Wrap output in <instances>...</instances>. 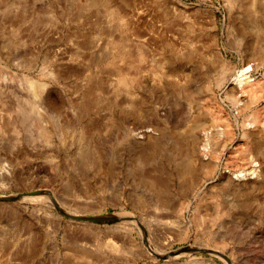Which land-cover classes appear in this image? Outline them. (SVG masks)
<instances>
[{"label":"rangeland","instance_id":"rangeland-1","mask_svg":"<svg viewBox=\"0 0 264 264\" xmlns=\"http://www.w3.org/2000/svg\"><path fill=\"white\" fill-rule=\"evenodd\" d=\"M0 264H264V0H0Z\"/></svg>","mask_w":264,"mask_h":264},{"label":"bare ground","instance_id":"bare-ground-1","mask_svg":"<svg viewBox=\"0 0 264 264\" xmlns=\"http://www.w3.org/2000/svg\"><path fill=\"white\" fill-rule=\"evenodd\" d=\"M260 64H262V63H257L254 67H252V66H249L244 72L245 73H249L250 72V74H249V76H247V77H245V78H241L239 81H240V83H239V85H238V87H243L244 86V81H247V83L248 84H252L253 85V81L250 79V78H248V77H251L252 76V70L253 69H257L258 68V66H260ZM30 87L32 88V91H33V94H34V97H39L40 95H41V93H42V91L44 90V85L42 84V83H35V82H31L30 83ZM237 101H241L242 100V98H241V96H239L237 99H236ZM34 105V104H33ZM6 168V167H5ZM5 170V169H4ZM251 175V174H250ZM244 177V176H243ZM251 178V177H250ZM250 181H251V179H250ZM251 182H253V181H251ZM255 182V181H254ZM131 215V213H128V212H125V211H121V212H117V213H115L113 216H117V217H128V216H130ZM122 219V218H121ZM133 219H134V217H133ZM139 219V218H138ZM140 220V219H139ZM128 221V220H127ZM135 220H133V222H134ZM139 222V221H138ZM137 223V222H136ZM144 225V224H143ZM250 228V227H249ZM222 252V251H221ZM222 256V255H221ZM225 258V257H224Z\"/></svg>","mask_w":264,"mask_h":264},{"label":"water","instance_id":"water-1","mask_svg":"<svg viewBox=\"0 0 264 264\" xmlns=\"http://www.w3.org/2000/svg\"><path fill=\"white\" fill-rule=\"evenodd\" d=\"M92 220H96V221H109V220H111V218L110 217H96V218H93Z\"/></svg>","mask_w":264,"mask_h":264}]
</instances>
